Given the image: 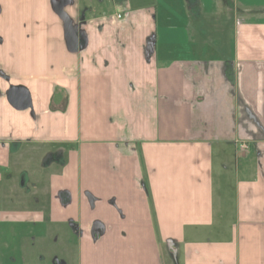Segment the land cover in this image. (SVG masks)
Listing matches in <instances>:
<instances>
[{
    "label": "crops",
    "instance_id": "obj_1",
    "mask_svg": "<svg viewBox=\"0 0 264 264\" xmlns=\"http://www.w3.org/2000/svg\"><path fill=\"white\" fill-rule=\"evenodd\" d=\"M0 87V264L21 221L78 264H264V0H0Z\"/></svg>",
    "mask_w": 264,
    "mask_h": 264
},
{
    "label": "rangeland",
    "instance_id": "obj_2",
    "mask_svg": "<svg viewBox=\"0 0 264 264\" xmlns=\"http://www.w3.org/2000/svg\"><path fill=\"white\" fill-rule=\"evenodd\" d=\"M28 119L35 124L32 113L28 114ZM28 187L30 185L20 190L23 197L28 194ZM25 201L30 204L29 207L33 206L32 199L26 198ZM43 232L44 225L36 222L21 221L2 225L1 264H78L77 242L71 241L63 247L50 237L41 238Z\"/></svg>",
    "mask_w": 264,
    "mask_h": 264
},
{
    "label": "water",
    "instance_id": "obj_3",
    "mask_svg": "<svg viewBox=\"0 0 264 264\" xmlns=\"http://www.w3.org/2000/svg\"><path fill=\"white\" fill-rule=\"evenodd\" d=\"M54 9L64 19L65 29L67 32V39L69 47H75L77 45L78 30L73 27L72 22L68 19L65 13H63V6L59 2L54 3ZM2 90L0 87V96ZM6 99L10 106L17 111L33 110L32 96L30 91L24 86H11L5 92Z\"/></svg>",
    "mask_w": 264,
    "mask_h": 264
},
{
    "label": "built area",
    "instance_id": "obj_4",
    "mask_svg": "<svg viewBox=\"0 0 264 264\" xmlns=\"http://www.w3.org/2000/svg\"><path fill=\"white\" fill-rule=\"evenodd\" d=\"M241 150L248 151L249 150V146L246 143H243V144H241Z\"/></svg>",
    "mask_w": 264,
    "mask_h": 264
}]
</instances>
